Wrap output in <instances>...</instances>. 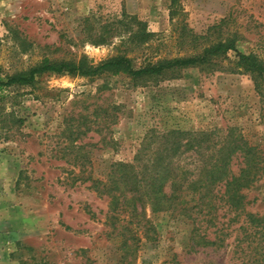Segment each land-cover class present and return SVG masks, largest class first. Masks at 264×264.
Returning <instances> with one entry per match:
<instances>
[{"label": "rangeland", "instance_id": "374dc122", "mask_svg": "<svg viewBox=\"0 0 264 264\" xmlns=\"http://www.w3.org/2000/svg\"><path fill=\"white\" fill-rule=\"evenodd\" d=\"M222 20V35L235 33L240 52L264 60V0H0V72L82 57L99 64L124 54L135 67L183 57L192 52L179 48L178 23L203 35ZM140 24L152 34L142 45L131 40ZM11 95L0 103V264H240L242 218L225 210L221 241L191 247L188 220L148 208L156 239L139 236L135 255L122 259L108 199L83 178L105 180L150 134H233L264 155V84L204 68L138 81L46 73ZM77 147L87 154L82 167L73 160ZM184 157L181 165L195 164ZM240 166L233 159L232 169ZM245 193L246 211L264 214V176Z\"/></svg>", "mask_w": 264, "mask_h": 264}, {"label": "trees", "instance_id": "16d2710c", "mask_svg": "<svg viewBox=\"0 0 264 264\" xmlns=\"http://www.w3.org/2000/svg\"><path fill=\"white\" fill-rule=\"evenodd\" d=\"M223 24L225 20L201 35L193 33L182 22L178 23L179 48L192 53L149 61L139 67L123 54L99 64L82 57L77 61L44 62L13 75L0 72V103L12 99L11 92L16 88L33 87L36 78L46 73L89 79L120 74L138 81L177 79L183 70L204 68L246 73L264 84V60L254 53L240 52L235 33L222 35L225 33L221 30ZM121 27L126 31L130 29L128 24ZM132 34L131 40L136 38L139 45L152 37L143 24ZM229 52H233L232 60ZM224 61L229 68L223 66ZM74 135L77 139L82 134ZM109 145L113 146L112 141ZM77 148L79 151L73 160L82 167L88 161L87 154L80 152L82 147ZM188 154L195 164L181 165V158ZM233 159L242 161L236 171L232 169ZM263 176L264 155L241 136L150 134L144 136L131 161H118L109 166L105 180L90 176L83 179L90 181V188L99 197L108 199L106 220L112 230H118L124 260L135 255L141 242L139 236L149 241L156 239L154 226L146 216L148 208L151 213H169L188 220L192 227L191 247L215 246L221 241L217 233L222 234L223 226L219 229L217 225L219 212L225 210L233 214L234 221L242 218L240 229L244 234L236 246L243 255L240 264H264V214L246 211L249 201L245 193ZM210 228H216L214 240L207 239ZM245 243L246 246H241Z\"/></svg>", "mask_w": 264, "mask_h": 264}]
</instances>
